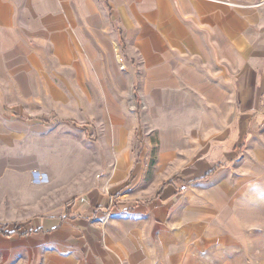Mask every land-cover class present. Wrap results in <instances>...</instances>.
<instances>
[{
	"label": "rangeland",
	"instance_id": "rangeland-1",
	"mask_svg": "<svg viewBox=\"0 0 264 264\" xmlns=\"http://www.w3.org/2000/svg\"><path fill=\"white\" fill-rule=\"evenodd\" d=\"M80 37L92 51L76 60L35 61L14 74L0 68V264L28 260L21 234L32 218L88 193L93 203L109 190L148 200L165 180L178 187L165 209L158 205L153 229L183 245L189 264H264L263 105L244 133L229 132L228 105H210L201 92L152 90L149 76L122 66L125 33L105 10ZM131 45L149 55L150 44ZM132 163L117 188L112 171Z\"/></svg>",
	"mask_w": 264,
	"mask_h": 264
},
{
	"label": "crops",
	"instance_id": "crops-1",
	"mask_svg": "<svg viewBox=\"0 0 264 264\" xmlns=\"http://www.w3.org/2000/svg\"><path fill=\"white\" fill-rule=\"evenodd\" d=\"M107 3L111 17L102 8L111 25L125 33L129 58L122 66L133 75L149 76L152 90L201 92L210 105H228L229 132L241 135L244 123L251 118L255 122L254 109L264 108V0ZM101 5L96 0H0V68L14 74L36 69L35 61L86 56L92 42L80 35L90 30L100 10L104 12ZM146 28L149 35L138 34ZM137 43L151 45L148 56L143 46L142 55L134 53L131 44ZM238 103L242 113L237 116ZM135 164L112 171L114 183L121 181L117 188L122 181L126 184L124 177ZM165 181L148 200L119 199L109 190L93 203L88 193L58 213L32 218L21 234L28 240L22 247L28 260L11 264H189L183 245H173L169 234L153 229L161 221L158 205L165 209L172 185L178 187L167 180L171 183L160 188ZM7 236L15 238L12 232Z\"/></svg>",
	"mask_w": 264,
	"mask_h": 264
},
{
	"label": "trees",
	"instance_id": "trees-1",
	"mask_svg": "<svg viewBox=\"0 0 264 264\" xmlns=\"http://www.w3.org/2000/svg\"><path fill=\"white\" fill-rule=\"evenodd\" d=\"M102 4L103 6L105 7V9L108 11L109 13V16L111 17V14H110V7L107 3V0H102ZM116 29L118 30V32L121 31L120 27L116 26ZM231 163V160H226V161H223V162H217L216 164H214V166L212 167V169L210 171H208L207 173H205L202 178L203 179H206L208 178L217 168L221 167V166H229ZM168 183H171V181H165L161 186L160 188H163L165 186V184H168Z\"/></svg>",
	"mask_w": 264,
	"mask_h": 264
}]
</instances>
